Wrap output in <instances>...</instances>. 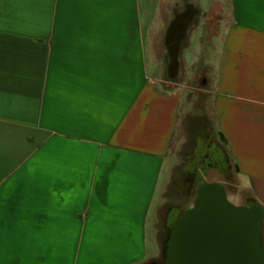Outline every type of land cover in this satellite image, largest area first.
Here are the masks:
<instances>
[{"label":"crops","instance_id":"crops-1","mask_svg":"<svg viewBox=\"0 0 264 264\" xmlns=\"http://www.w3.org/2000/svg\"><path fill=\"white\" fill-rule=\"evenodd\" d=\"M179 1L0 0V264L154 259L183 91L149 62ZM204 1L226 14L213 107L232 191L264 209V0Z\"/></svg>","mask_w":264,"mask_h":264},{"label":"rangeland","instance_id":"rangeland-1","mask_svg":"<svg viewBox=\"0 0 264 264\" xmlns=\"http://www.w3.org/2000/svg\"><path fill=\"white\" fill-rule=\"evenodd\" d=\"M206 5L207 3L201 0L200 6L203 12L206 10ZM202 10L197 22L188 29L181 43L179 72L175 79L168 76L169 56L164 52L161 43H157L154 47L156 60L149 62L151 75L163 88H180L183 91L181 119L171 157L165 168V175L169 176L168 182L164 189L161 188L149 218V243L154 259L162 258V252L168 250V246L166 244L164 246V233L168 227V223H165L167 206L172 205L187 210L192 205L191 197L180 189L177 181L182 175L186 155L194 148L195 138L200 133L197 131L209 132L212 138L220 143L213 107L218 59L214 36L222 37L226 14L203 13ZM195 50H199L197 58H194ZM217 178V175H212L209 180L213 181ZM164 182L166 181H162V186ZM242 193L241 190L240 199L229 189L227 198L235 204L244 203Z\"/></svg>","mask_w":264,"mask_h":264},{"label":"flooded vegetation","instance_id":"flooded-vegetation-1","mask_svg":"<svg viewBox=\"0 0 264 264\" xmlns=\"http://www.w3.org/2000/svg\"><path fill=\"white\" fill-rule=\"evenodd\" d=\"M192 6V2L189 0H180L177 3L176 12L173 13L174 18L179 14H189L188 12ZM197 18L198 16H195L192 19L189 29L197 22ZM197 133L199 134L195 138L194 148L186 155V161L182 166V175L177 181L180 189L192 199V205L189 209L194 208L195 204L199 202L201 187L204 183L218 184L223 188L227 197L229 189L232 190L234 180L232 167L221 143L212 138L207 131L199 130ZM212 175H217L222 180H209ZM242 194L244 204L231 203L245 207H250L255 203L248 190L243 191ZM185 211L176 206H167L165 223H168V231L166 228L164 242L168 246V248L166 247L168 250L174 242L176 228L183 220ZM184 221L185 264H239L237 261L238 219L234 217L211 218L202 216L187 217ZM247 221L250 224V220L247 219ZM168 250L162 252V258L151 259L147 264H170ZM248 263L250 264V261Z\"/></svg>","mask_w":264,"mask_h":264},{"label":"water","instance_id":"water-1","mask_svg":"<svg viewBox=\"0 0 264 264\" xmlns=\"http://www.w3.org/2000/svg\"><path fill=\"white\" fill-rule=\"evenodd\" d=\"M189 14H179L166 31V46L169 51L168 76L175 79L179 72V52L192 19L198 11L191 8ZM201 198L194 208L183 213L178 224L174 242L168 250L170 264H185V218L187 217H234L239 220L238 255L239 264H264L263 219L264 209L257 203L250 207L234 205L227 200L225 191L215 183H204ZM176 215V212H175ZM247 219L250 220V224Z\"/></svg>","mask_w":264,"mask_h":264},{"label":"trees","instance_id":"trees-1","mask_svg":"<svg viewBox=\"0 0 264 264\" xmlns=\"http://www.w3.org/2000/svg\"><path fill=\"white\" fill-rule=\"evenodd\" d=\"M164 245H165V242H164Z\"/></svg>","mask_w":264,"mask_h":264}]
</instances>
